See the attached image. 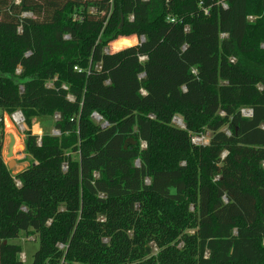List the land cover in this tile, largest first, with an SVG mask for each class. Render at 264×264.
<instances>
[{"label":"trees","instance_id":"1","mask_svg":"<svg viewBox=\"0 0 264 264\" xmlns=\"http://www.w3.org/2000/svg\"><path fill=\"white\" fill-rule=\"evenodd\" d=\"M0 111V264H264V0H0Z\"/></svg>","mask_w":264,"mask_h":264},{"label":"rangeland","instance_id":"2","mask_svg":"<svg viewBox=\"0 0 264 264\" xmlns=\"http://www.w3.org/2000/svg\"><path fill=\"white\" fill-rule=\"evenodd\" d=\"M138 42H139V40L137 41V43ZM107 51L113 52L111 47ZM17 113H21V112H17ZM12 116H9L6 114L3 116L4 134L2 136H0V143L2 144V147H3V153H2L3 158H4V160L8 166V163L11 161V159H8L6 157L7 153H8V144H9V135H10L8 128L11 127V129L16 133V136L20 141V145L22 146V149L20 151L15 152V154L12 158V160H14L16 162V165H15L14 169L12 170L13 174L16 175V174L20 173L21 171L25 170L30 165L31 157H29L26 154V145H25L26 136L24 134L26 131V126L24 125L23 122H22L21 126L16 125L14 123V121L12 120ZM0 118H1V111H0ZM58 118H59V116L57 115L54 118H37V119H35V121H34L35 125L32 128V134L38 136L39 138H41L43 136V134H45V133H51L55 136H58L59 132L53 128V124ZM93 119L96 123L101 122V121H98L94 117V115H93ZM173 123H174V125H176L177 127H180V128L185 126L183 124L182 119L179 117L175 118ZM210 136H211L210 133L207 132L200 138L202 140H204V142L209 143ZM194 138L196 139L199 137H194ZM39 142H40V139H39ZM142 146H143V148L146 147L144 143ZM11 243L22 246L23 253L21 255V259L23 262H25L27 264H30L32 262L33 255L35 254V252L39 248V240L36 239V237L28 236L27 234H22L20 239L12 241Z\"/></svg>","mask_w":264,"mask_h":264},{"label":"water","instance_id":"3","mask_svg":"<svg viewBox=\"0 0 264 264\" xmlns=\"http://www.w3.org/2000/svg\"><path fill=\"white\" fill-rule=\"evenodd\" d=\"M141 41L145 42V38H142ZM21 116H22V114H21ZM94 117H98L100 121L102 120V118L98 114H94ZM105 126H107V124H105ZM182 128L184 129L185 126L182 127ZM15 145H16V138H15L14 135L10 134L9 135V144H8V153H7V156H6L8 159H11V161L8 163L9 170H13L15 165H16V162L14 160H12V158H13V156L15 154L14 153Z\"/></svg>","mask_w":264,"mask_h":264},{"label":"bare ground","instance_id":"4","mask_svg":"<svg viewBox=\"0 0 264 264\" xmlns=\"http://www.w3.org/2000/svg\"><path fill=\"white\" fill-rule=\"evenodd\" d=\"M95 118H96L98 121H100L98 117H95ZM12 120L14 121V123H15L16 125H18V126H21V125H22V122H23L22 120H23V119H22L21 114H19V113L15 114L14 116H12ZM8 130H9V134L14 135L15 138H16V145H15V148H14V153L17 152V151H20V150L22 149V146L20 145V141H19V139L17 138L16 133L11 129V127L8 128Z\"/></svg>","mask_w":264,"mask_h":264},{"label":"built area","instance_id":"5","mask_svg":"<svg viewBox=\"0 0 264 264\" xmlns=\"http://www.w3.org/2000/svg\"><path fill=\"white\" fill-rule=\"evenodd\" d=\"M242 115L246 118H250L252 117V110L250 109H243L242 111ZM17 114V113H16ZM20 114V113H19ZM14 116V115H13ZM22 119L24 120V117H22ZM22 120V121H23ZM24 123V121H23ZM193 143L196 145H207L208 143L204 142V140H202L200 137L199 138H193ZM19 185V184H18Z\"/></svg>","mask_w":264,"mask_h":264}]
</instances>
